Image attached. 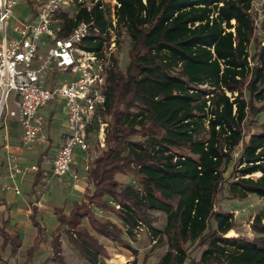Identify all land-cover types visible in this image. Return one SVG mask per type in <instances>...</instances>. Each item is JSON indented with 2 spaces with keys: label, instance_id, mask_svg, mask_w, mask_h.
I'll use <instances>...</instances> for the list:
<instances>
[{
  "label": "trees",
  "instance_id": "obj_1",
  "mask_svg": "<svg viewBox=\"0 0 264 264\" xmlns=\"http://www.w3.org/2000/svg\"><path fill=\"white\" fill-rule=\"evenodd\" d=\"M117 1L116 28L127 33L129 60L124 69L111 56L102 112L105 147L89 160L82 199L73 201L69 214L54 209L59 225L52 259L64 261L63 232L93 264L110 255L98 235L137 253L129 239L143 223L167 245L155 264H264V211L255 215L251 235L228 236L238 221L217 207L220 196L264 199V45L253 0ZM100 5L79 3L73 14L62 10L59 35L87 21L99 33L87 35L82 46L103 51L113 23ZM40 163L35 185L45 172ZM126 171L137 185H121L115 175ZM99 212L116 214L124 225ZM151 212L166 216L162 229ZM37 215L34 205L30 219L38 235L25 264L46 239ZM9 221L0 227L2 247L16 256L21 239ZM188 244L202 247L199 258H191Z\"/></svg>",
  "mask_w": 264,
  "mask_h": 264
},
{
  "label": "built area",
  "instance_id": "obj_2",
  "mask_svg": "<svg viewBox=\"0 0 264 264\" xmlns=\"http://www.w3.org/2000/svg\"><path fill=\"white\" fill-rule=\"evenodd\" d=\"M23 0H0V117L7 111L8 100L13 94L14 110L6 114L17 117L22 128V143L26 147L48 142L44 129L47 117L41 112L52 102L63 104L67 112L65 139L52 161V172L64 176L72 172L77 151L90 150L92 128L99 124V145L105 147V123L102 112L105 109V89L111 56L116 46L112 30L117 25V7L120 3L111 0L109 18L113 23L109 39L101 52L82 46L83 39L99 33L92 23L81 21L67 35L60 36V13L85 4V0H33L32 13L26 19L18 20L8 33V19L13 9ZM108 0H93L107 8ZM87 5V4H85ZM50 40L46 56L39 54L41 43ZM52 64L64 71L69 79L46 85L48 69ZM54 79H52L53 83ZM62 100L63 102H59ZM8 178L4 189L21 193L15 179L26 173L37 172L38 165L24 167L15 154L7 158ZM75 182L79 176L74 172Z\"/></svg>",
  "mask_w": 264,
  "mask_h": 264
},
{
  "label": "rangeland",
  "instance_id": "obj_3",
  "mask_svg": "<svg viewBox=\"0 0 264 264\" xmlns=\"http://www.w3.org/2000/svg\"><path fill=\"white\" fill-rule=\"evenodd\" d=\"M85 4H87L89 7L92 5L93 0H85ZM30 2L28 0H23L20 2L18 5H16L13 9V14L12 16L8 19V33L10 34L13 28V25L20 19H26L29 17L32 13V10L29 6ZM112 5L111 0L107 1L106 7L110 8ZM75 7H70L69 11L71 14H73ZM253 14L255 17V24H256V32L260 36L261 43L264 45V0H253ZM112 36L113 38L115 37L116 39V46L115 49L112 53V56H116L119 61L120 65L122 68L125 69L129 56V47H130V41L127 36V33L124 29H120L117 27L116 29L112 30ZM51 42L50 40H47L44 44L41 43L40 48H39V54L42 56H46L48 47L50 46ZM254 45L252 44L251 46V53H254ZM254 62L251 60V65H253ZM55 64H52L51 67L48 69V79L46 82V85L51 87L52 85L55 84H60L67 79H69V76L64 72L57 70L55 68ZM253 77V75H249L248 79L246 80L245 85L248 83L249 79ZM52 79H54L52 83ZM246 97H248L249 92L246 89ZM59 102H63L60 99L58 100ZM258 104H261L257 102ZM63 104L60 103H51L49 104V108H45L44 111H49L50 108H57V112L54 116L53 119V129L55 133L60 132L65 125V118L67 116V112L63 110ZM15 106L13 103V94L10 96L8 100V107L7 111L9 113L10 110H14ZM2 114L0 117V161L3 160L5 155V150H3L1 146L2 140H5V135H8V141L14 143L15 149L10 150L8 152V156L11 154H15L19 158V162L23 164L24 167H29L31 165H38L39 167V161L40 157L45 153L46 148H47V143H42V144H34L30 147H26L21 144V141L19 143V137H20V131H19V121L17 117H10L9 114L7 115L6 112ZM263 116V114H261ZM263 118V117H260ZM104 120V119H103ZM109 120V118H108ZM6 125L7 128H6ZM46 137L47 134H46ZM135 138L141 139V137L136 136ZM22 140V138H21ZM5 143V142H4ZM13 145V144H12ZM16 146L19 147V149H16ZM102 149L104 147H101L99 145V136H98V131L94 127L91 132L90 136V154L91 155H96L98 154L99 147ZM241 149V146L237 149V152L235 153V156L237 157L239 150ZM52 153L48 152L47 159H51L50 156ZM74 162L76 166L78 167V172H75L79 176V180H84L87 175L86 171V166L83 163L82 157H81V152L78 151V153L75 156ZM42 168L46 167L47 160L44 158L42 162L40 163ZM3 168H0V180L2 178L3 174ZM50 173V184L48 187H46V182L44 183L45 185L43 188L41 187L39 192L33 191L35 193L34 195L31 193L32 186L29 182V180L25 179L26 177H34L35 172H32V175L30 173H26L22 177L19 178L20 182V189L22 192V196L27 200L28 198L32 197L33 200H39L43 199L44 200V213L47 214L46 212V207L51 209V207L59 206V207H64L65 209H70L73 204V199L79 197L77 196L78 194L76 193L75 189L73 188L74 184L73 181L75 182L74 178H72L69 174H66L64 176H57L53 172L48 171ZM231 172V168L228 169L226 172V176H228ZM115 177L120 181L122 186H127L128 184H136L135 182V174L132 173L131 171H126L125 173H116ZM67 180H71L66 182ZM67 183V185H65ZM137 185V184H136ZM32 194V195H31ZM46 206V207H45ZM217 207L222 208L224 211H231L234 212L235 218L238 221V225L236 229H233V234L230 235L229 232L228 236H249L252 234V227L251 224L255 218L256 214H259L264 211V199H261L255 194H252L251 196H248V198L244 199H238V198H230V197H224L220 196L219 200L217 202ZM106 215L112 217L116 221H118L119 225H124L123 221L120 217L115 216L113 214L107 213ZM0 217H1V212H0ZM151 217L154 220V226L162 229L165 222H166V216L161 213V212H151ZM37 218L39 221H44L43 220V212H40L37 215ZM102 219H105L104 216L101 217ZM27 216L25 213L21 215V219H19V222L23 224L24 221H26ZM1 221V220H0ZM48 227L46 226V233L45 237L46 239L43 240L40 244L39 247H37V251L42 250V255L37 254L36 257L40 256L43 261L46 262V264H64V261H59L57 259H52L53 253L52 251L47 248V250H44L42 246L49 247L51 245V240L54 234V228L56 226L53 225V222L51 224H47ZM1 226V225H0ZM32 229H36L35 226L31 222ZM26 230V229H25ZM24 230V235L22 239V245L20 248L19 256L21 258H24L27 254V251H29L32 246L34 245V236H28ZM153 230L149 228V226L145 224H140L136 229H134L135 237L131 239V241H134L131 243L135 248H137V253H133L134 258L137 260L138 264H155L159 260V258L166 252L167 250V245L164 243L159 244L155 240L157 237L154 236ZM65 234L64 232L62 235ZM61 235V236H62ZM99 238L103 236H98ZM127 239V235H125ZM110 246H112L113 241L109 240L108 241ZM107 244V245H108ZM118 246H122L120 243H117ZM190 245L191 249V258H199L200 253L202 251V247H197V245L194 244H188ZM52 246V245H51ZM112 248V247H111ZM117 248V247H114ZM118 249V248H117ZM113 250V249H112ZM118 250H121L119 248ZM36 251V252H37ZM114 251V250H113ZM10 249L6 248L4 249L2 247V237L0 235V264H4V261L9 256ZM11 253V252H10ZM70 253V252H69ZM114 253V252H113ZM68 256V255H66ZM71 256V255H70ZM39 258V257H38ZM41 259H38L41 260ZM124 260V259H123ZM124 262V261H122ZM189 262V260H188Z\"/></svg>",
  "mask_w": 264,
  "mask_h": 264
},
{
  "label": "crops",
  "instance_id": "obj_4",
  "mask_svg": "<svg viewBox=\"0 0 264 264\" xmlns=\"http://www.w3.org/2000/svg\"><path fill=\"white\" fill-rule=\"evenodd\" d=\"M48 106L45 108H49ZM45 108H43L41 111L48 119V123L44 129V132L48 136V142H47L46 151L42 155V158L43 159L46 158V160H47L46 167H43V169L45 170L44 176H43L42 180L37 185L34 184V179L36 177L37 172H35L34 177H32V178L26 177L25 178V179L29 180L28 183H30L31 186L33 187L31 190V193L33 195L35 194V193H33V191L39 192L40 188L41 187L43 188V186L45 185L44 184L45 182H46V187H48V185L50 184V182H51L50 177H49L50 173L48 171L52 172L53 158L57 154L60 146L63 144L64 139H65V133L67 130V126L65 124L64 128L60 132L55 133L54 129H53V119H54V116L57 112V108H50L48 112L44 111ZM63 110H65V109L63 108ZM7 126L8 125H6V128H7ZM18 128L20 131L19 143L21 141V144L23 145L22 140H21L22 128H21L20 124H19ZM7 134L5 135V140H2V142H1V146H2L3 150H5V155L6 154L7 155L4 156L2 161H0V168H3L2 169L3 170L2 178L0 180V212H1L0 225L2 226L3 219L6 220L7 218H10L8 228L11 232H17L19 234L20 239H21V245H22V239H23L25 229H26L25 231H28V232H26L28 236H34V242L33 243L35 244V239L38 235V229L33 223L32 224L35 226L36 229H32V226H31L32 221L30 219V214H31L32 207L34 205L37 206L38 214L40 212H43V220L44 221H40L42 223V225L45 227L46 226L48 227L47 224L48 223L51 224V222H53V225L56 226L53 230V231H55L59 225V222L57 220V216H56L55 211H54L55 207H57V206H55L53 208L51 207V209H49V211H48V208H50V207L45 206L46 212H47V214H46V213H44L45 211H44V205H43L44 200L43 199L33 200L32 197H30L26 200L22 196V192L20 194H16L13 190L4 189V183L6 181H10V179L8 178V168H7L8 152L10 150L15 149L14 143L8 141V135ZM16 149H19V147L16 146ZM48 152L52 153V155L50 156L51 159H49V158L47 159ZM80 152H81V157H82L83 163L86 166V171H87L89 160H91L95 155L94 156L91 155L89 151H87V152L80 151ZM77 153H78V151H77ZM22 166H23V164H22ZM72 172L73 173L78 172V167L76 166L74 161L72 164ZM73 173L69 174L72 178H73ZM30 175H32V172L30 173ZM20 177H22V176H19V177H17V179H15V183L19 187H20V185H19L20 184V182H19ZM69 181H71V180H67L66 182L69 183ZM73 184H74L73 188L75 189L76 193L78 194L77 196H79V197L73 199V201L76 199L81 200L83 195H84V191H85L86 187L88 186L87 175H86V178L84 180H78L77 182L73 181ZM65 185H67V183H65ZM249 196H251V195H249ZM65 212H66V214H69L70 209L69 210L65 209ZM23 213L26 214L27 219H26V221L23 222V224H21L19 222V219H21V215ZM107 213H110V214L117 216L116 214L111 213V212H99V217L104 216V218H110L114 222L119 224L118 221H116L112 217L106 215ZM84 224L89 227V223L87 220H84ZM98 236H101V235H98ZM1 237H2V235H1ZM99 239L102 243H104L106 245L110 255H109V257L101 256L99 258L98 264H127L128 262L136 260L133 256L134 252L132 250H130L126 247H123V246H118L117 243H114V242H113L112 246H110V244H108L109 243L108 241L110 239H108L107 237L103 236ZM129 240L131 243L134 242V241H131V239H129ZM61 241H62V247H63L62 255L64 258V262H65L64 264H93V263H91V262H89L83 258V256L79 252V250L69 240L68 235L66 233L61 236ZM2 243H3V237H2ZM114 247H117L118 249L121 248V250H118L117 248H114ZM20 248H21V246H20ZM20 248H19L16 256H11V253L9 252V256L6 259V261H4V264H25L27 254L24 258H21L19 256ZM42 248L44 250H47V248H49V250L52 251V253H53V248L51 245L49 247L42 246ZM27 253H28V251H27ZM37 254L42 255V250L39 252L37 251L34 255L33 261L28 263V264H46V262L41 259V257H40L41 255L38 256L39 258L36 257ZM66 255H68V256H66ZM38 259H41V260L38 261ZM122 261H124V262H122ZM137 264H138V262H137Z\"/></svg>",
  "mask_w": 264,
  "mask_h": 264
}]
</instances>
